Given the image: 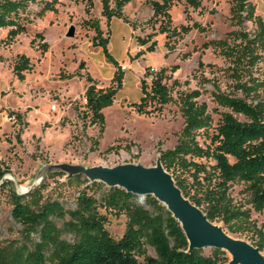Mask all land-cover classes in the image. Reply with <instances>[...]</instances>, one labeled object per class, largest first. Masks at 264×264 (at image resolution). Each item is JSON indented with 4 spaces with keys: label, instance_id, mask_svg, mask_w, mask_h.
Segmentation results:
<instances>
[{
    "label": "rangeland",
    "instance_id": "1",
    "mask_svg": "<svg viewBox=\"0 0 264 264\" xmlns=\"http://www.w3.org/2000/svg\"><path fill=\"white\" fill-rule=\"evenodd\" d=\"M25 1L27 30L11 38L9 28H0V165L7 169L0 182V262L2 255L13 254L23 240V227L12 214L16 193L26 195L24 199L33 207L56 199L69 209L80 190L94 191L89 188L90 173L70 170L123 163L155 165L161 150L177 144L185 123L180 97L194 89L202 91L198 100L208 103L216 122L220 115L214 112L215 85L232 94L242 95V91L229 72L232 62L214 45H205L212 40L233 41L234 31L256 28L251 21L242 25L232 21V0H198L196 6L187 0H171L169 9H164L170 17L165 12L155 14L153 0H132L124 8L128 22L114 17L110 28L101 0H92L90 10L89 0ZM251 1L264 19V0ZM46 5L55 10L43 11ZM95 20L104 36L110 37L109 49L119 60L117 67L102 47L92 43L96 31L88 21ZM72 25L75 35L70 37L67 33ZM154 41L155 49L149 50ZM44 42L48 43L46 50ZM20 55L30 59L24 77L15 70ZM82 61L85 66L80 68ZM119 68L124 72V85L114 104L104 110L106 123L101 133L100 124L87 115L86 75L107 87ZM162 68L173 100L152 113L138 112L134 103L143 95L141 84L147 70ZM253 72H264V57ZM54 103L57 109L52 108ZM238 117L245 119L241 114ZM232 191L251 207L244 183L236 182ZM146 197L139 196V202L144 204ZM252 216L256 230L264 232V210H253ZM127 222L125 214L110 215L112 236L123 237ZM253 233L243 228L232 234L254 242ZM145 249L147 254H156L150 244ZM212 249L204 251L209 254ZM138 258L143 260L144 255Z\"/></svg>",
    "mask_w": 264,
    "mask_h": 264
},
{
    "label": "trees",
    "instance_id": "2",
    "mask_svg": "<svg viewBox=\"0 0 264 264\" xmlns=\"http://www.w3.org/2000/svg\"><path fill=\"white\" fill-rule=\"evenodd\" d=\"M131 1L115 0L113 6L112 0H101L109 28L114 17L128 22L124 8ZM232 1V21L238 25L251 21L256 28L254 31L238 29L234 31L233 41L212 40L205 46L214 45L232 62L229 72L238 82L242 95L215 85L214 112L220 115L215 122L208 103L198 100L202 95L200 89L182 94L184 126L177 144L161 150L160 155L184 194L203 207L211 220L222 223L231 233L248 228L254 232L253 243L264 251V232L256 230L252 216L253 210H264V72H253L258 70L264 57V19L251 0ZM187 2L196 6L198 0ZM91 3L89 0L88 10ZM151 3L155 14L165 12L170 17L164 9H169L171 0ZM27 8L25 0H0V28H9V37L27 30ZM46 10L55 8L46 5L43 11ZM88 23L96 31L93 45L102 47L108 60L119 66V60L109 49L110 37L104 36L100 22ZM182 28L190 29L185 25ZM147 42V39L142 41ZM155 45L154 41L149 50H154ZM42 46L46 50L48 43ZM20 60L15 70L24 77L23 71L30 68V59L20 55ZM84 66L82 61L79 67ZM166 76L165 68L147 70L141 84L143 95L139 103H134L138 112L152 113L173 100ZM86 79L89 82L85 92L87 115L93 123L100 124L103 133L104 110L114 104L122 90L124 72L119 68L107 87L98 86L89 73ZM238 114L245 119H240ZM6 174L7 169L0 165V182ZM236 182L247 186L251 207L233 195ZM89 188L94 191L80 190L75 205L69 209L56 199L33 207L24 199L26 195L16 193L12 214L23 227V240L13 254L2 255L0 264H229L231 257L222 249L213 248L209 254L204 249L190 252L181 224L154 196H147L143 204L138 195L122 187H106L99 180L92 181ZM112 214H125L128 218L126 233L119 239L108 229ZM145 244H150L156 254H147ZM139 254L144 255L143 260L138 258Z\"/></svg>",
    "mask_w": 264,
    "mask_h": 264
},
{
    "label": "water",
    "instance_id": "3",
    "mask_svg": "<svg viewBox=\"0 0 264 264\" xmlns=\"http://www.w3.org/2000/svg\"><path fill=\"white\" fill-rule=\"evenodd\" d=\"M75 35L72 25L67 33ZM84 172L91 181L99 180L109 187H122L138 196H154L163 203L181 224L189 241V251L216 248L231 254L229 264H264V252L253 242L229 232L220 223L211 220L203 207L187 197L173 174L162 163L161 155L155 165L123 163L115 166H94Z\"/></svg>",
    "mask_w": 264,
    "mask_h": 264
},
{
    "label": "built area",
    "instance_id": "4",
    "mask_svg": "<svg viewBox=\"0 0 264 264\" xmlns=\"http://www.w3.org/2000/svg\"><path fill=\"white\" fill-rule=\"evenodd\" d=\"M52 108L57 109V104L56 103L52 104Z\"/></svg>",
    "mask_w": 264,
    "mask_h": 264
}]
</instances>
